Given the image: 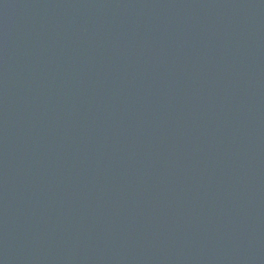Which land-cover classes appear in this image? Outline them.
I'll list each match as a JSON object with an SVG mask.
<instances>
[{"label": "water", "instance_id": "1", "mask_svg": "<svg viewBox=\"0 0 264 264\" xmlns=\"http://www.w3.org/2000/svg\"><path fill=\"white\" fill-rule=\"evenodd\" d=\"M0 264H264V0H0Z\"/></svg>", "mask_w": 264, "mask_h": 264}]
</instances>
